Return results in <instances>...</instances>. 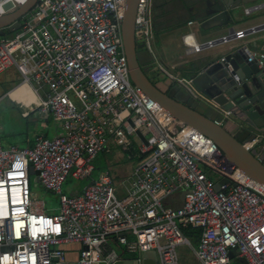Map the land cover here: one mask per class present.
I'll return each mask as SVG.
<instances>
[{
    "label": "built area",
    "instance_id": "2783aa9c",
    "mask_svg": "<svg viewBox=\"0 0 264 264\" xmlns=\"http://www.w3.org/2000/svg\"><path fill=\"white\" fill-rule=\"evenodd\" d=\"M24 1L0 0V14ZM153 1L138 0L134 20L136 40L151 52ZM125 3L36 0L12 35L0 34V73L10 66L19 71L32 95L26 113H51L61 126L51 137L35 134L31 144L0 142V264H114L123 258L110 239L137 260L142 251L154 249L160 264H183L176 250L180 244L192 249L198 264H230L234 247L244 264H264V184L229 159L211 137L132 82L121 32ZM261 7L264 0L248 3L243 11ZM259 25L231 27L201 41L188 30L182 41L186 52L200 51L244 37ZM247 55L264 65V51L248 49ZM158 67L191 95L202 96L191 76L162 63ZM131 133L135 140L128 138ZM255 140L245 146L262 158L264 143L256 146ZM110 141L126 148L138 143L136 164L120 179L125 194L117 195V178L109 169L78 192H61L69 173L91 174V160L109 151ZM204 166L220 177L214 180ZM30 168L41 185L60 193L57 211L33 196ZM223 177L226 181L215 188ZM171 197L178 202L165 205ZM183 225L199 228L195 244ZM69 242L79 246L71 261L64 248Z\"/></svg>",
    "mask_w": 264,
    "mask_h": 264
},
{
    "label": "water",
    "instance_id": "95a60500",
    "mask_svg": "<svg viewBox=\"0 0 264 264\" xmlns=\"http://www.w3.org/2000/svg\"><path fill=\"white\" fill-rule=\"evenodd\" d=\"M253 1L257 0H205L196 23L201 29L227 25L236 17L235 7ZM35 2L25 0L0 14V34L19 28L20 18ZM137 3L138 0H126L121 21L123 47L132 82L171 114L211 137L229 159L264 184V156L257 157L245 146V142L254 138V145L264 143V65L259 66L255 57L247 55L248 49L256 47L264 51V22L256 27L254 32L257 35L251 42L232 43L227 49L215 53L208 62L189 70L193 84L202 95L193 96L158 67V63H162L159 51L151 52L136 40L134 20ZM29 172H34L33 168ZM224 181L225 177L215 182V188ZM180 197H183V191ZM236 252L235 247L231 248L230 257ZM121 257L123 259L116 260L114 264H160L154 249L142 251L140 260L133 255Z\"/></svg>",
    "mask_w": 264,
    "mask_h": 264
},
{
    "label": "rangeland",
    "instance_id": "374dc122",
    "mask_svg": "<svg viewBox=\"0 0 264 264\" xmlns=\"http://www.w3.org/2000/svg\"><path fill=\"white\" fill-rule=\"evenodd\" d=\"M195 0H168L166 6L162 7L164 14H167L168 19H172L171 15L176 12L174 9H178L180 5H184L182 13L177 12L179 18L185 17L188 12H191L190 6L193 5ZM11 2L5 3V7H9ZM180 10V11H181ZM200 9L193 10L194 17L197 18ZM235 14H245L243 12V4L234 8ZM247 15V14H245ZM24 15L20 18L23 21ZM211 29V28H210ZM208 29H202L206 31ZM13 31H8L5 35H12ZM233 41H230V43ZM228 43L222 44L227 45ZM21 87V88H20ZM19 89L11 91L9 95L3 94L0 97V142L2 145H8L10 143H18L20 145H25L26 139L34 138L35 134L43 133L45 136L51 137L61 130L60 121L56 119L51 113L47 117L46 123H42L44 119L43 116L34 115L33 113H26L22 111L23 106L26 104L28 97L26 98L25 92H27L28 85L22 84ZM24 90V93L21 92ZM21 92V93H20ZM7 96V97H6ZM10 98H13L12 101ZM16 101V102H15ZM128 138L135 140L134 134H128ZM137 142L134 146L129 148L122 147L120 141H110L109 151H99L95 157L91 160L94 168L91 174L84 177H74L70 173L63 180L61 185V192L65 195H70L74 191H80L88 183L91 177H97L100 171L111 170L113 175H116L114 180V185L120 188L117 192L118 196L125 194V189L122 186L120 179L124 176H128L132 166L136 164L138 158ZM206 173L212 177L214 180L220 177V175L213 171L209 166H204ZM30 189L34 193L33 196L38 199H43L47 208H54L55 211L59 208L60 193L53 192L46 189L41 185L36 179V173H29ZM178 202V200H177ZM172 197L164 201L165 205H174L177 203ZM110 245L115 248V250L121 254L127 256L133 255L132 253L126 251L121 244H118L113 239H110ZM178 252L179 262L183 264H198L199 261L195 257L192 249L186 244H180L176 246ZM234 259L230 260V264H235ZM244 263V261H242Z\"/></svg>",
    "mask_w": 264,
    "mask_h": 264
},
{
    "label": "crops",
    "instance_id": "0c3cea01",
    "mask_svg": "<svg viewBox=\"0 0 264 264\" xmlns=\"http://www.w3.org/2000/svg\"><path fill=\"white\" fill-rule=\"evenodd\" d=\"M204 1L205 0H195V2L193 3V5H191V7H193V10L200 9L201 6L205 5L203 4ZM165 2L166 3L164 6L167 5L168 0H165ZM184 5L187 4L185 3ZM184 5H180L178 9H174L176 12H174L171 15L172 19H168L167 14L164 13L160 14L159 18L157 19L158 20V23L156 24L157 30L155 31L154 39L152 42L153 49L160 52V59L162 60V63L178 75L189 76L188 72L191 68H198V66H200L201 64L208 62L207 60L211 59V57L215 55V53L227 49L228 46L232 43L247 42V41L251 42L252 39L257 35L256 32H248L244 37L231 40L233 41L231 43L230 41H228L229 44L227 45H222L228 43V42H224V43L215 44L214 46L208 48H204L200 51L186 52L185 45L182 41V34L185 33L186 31L188 30L193 31L195 38L201 41L207 38H211L213 36L223 34L231 27L235 29L248 28L249 26L261 24L264 22V7H261L252 10L247 15L244 14L242 16L241 14H236L235 15L236 17H234L232 21L227 25L216 26L206 31H202V29L199 27V24L196 22L191 25L186 24V21L188 19L196 20L192 11L188 12L185 15V17L181 18L183 19L181 24L176 25L175 21L178 19L177 12H180L181 14L182 13L181 9L183 8ZM245 5L247 4H244L243 7ZM161 19L163 20L161 21ZM259 48L260 47H256L254 50H258ZM20 83H21V76L19 71L15 67L10 66L4 71H2L0 73V97L3 94L9 95L10 92L13 90L15 91L16 88L19 89L20 85H22ZM26 88H27V92L24 93V90H22L21 92L25 94L26 98L27 97L31 98L29 94V88L28 87ZM10 99L12 101L14 100L13 98ZM29 101L30 99H27L26 104L23 106L22 109L23 113L24 111L26 112V110L28 109L27 104H29ZM29 113L30 114L33 113L34 115H38L42 117V115L33 111L31 112L29 111ZM42 123H46V122L42 120ZM28 139L31 138L28 137L26 141ZM31 142L32 141L26 142L25 144ZM10 144H18V143H10ZM118 191H120V188L118 189ZM78 247H79L78 243L76 242L64 243V248L66 250V257L70 261L76 259L78 254ZM124 256L127 255L124 254ZM232 258L234 259L235 264L240 261H243L239 256L235 254L233 257H231V259Z\"/></svg>",
    "mask_w": 264,
    "mask_h": 264
},
{
    "label": "trees",
    "instance_id": "16d2710c",
    "mask_svg": "<svg viewBox=\"0 0 264 264\" xmlns=\"http://www.w3.org/2000/svg\"><path fill=\"white\" fill-rule=\"evenodd\" d=\"M165 0H154L153 1V14H154V32L157 30V26L156 24L158 23V18L160 16L162 12V7L165 5ZM166 19V18H165ZM178 19H179V16H178ZM176 20V25H179L182 23L183 19H179V20ZM163 19H161L162 21ZM167 20V19H166ZM49 116V113L48 114H45L43 116V120L44 121H47V117ZM33 140V138H31ZM31 139H28L26 142H30L32 141ZM28 144H31V143H28ZM181 229L182 231L191 239L192 243H196L197 240H198V236H199V228L197 227H193V226H190V225H183L181 226Z\"/></svg>",
    "mask_w": 264,
    "mask_h": 264
},
{
    "label": "flooded vegetation",
    "instance_id": "af4514ba",
    "mask_svg": "<svg viewBox=\"0 0 264 264\" xmlns=\"http://www.w3.org/2000/svg\"><path fill=\"white\" fill-rule=\"evenodd\" d=\"M204 2H205V1H204ZM203 4H204V3H203ZM203 4H202V5H203ZM201 7H203V6H201ZM192 9H193V7L190 6V10H192ZM194 9H195V8H194ZM200 9H201V8H200ZM192 11H193V10H192Z\"/></svg>",
    "mask_w": 264,
    "mask_h": 264
},
{
    "label": "bare ground",
    "instance_id": "6f19581e",
    "mask_svg": "<svg viewBox=\"0 0 264 264\" xmlns=\"http://www.w3.org/2000/svg\"><path fill=\"white\" fill-rule=\"evenodd\" d=\"M20 84H25V83H22V82H21ZM29 94H30V93H29ZM30 97H32V95H30Z\"/></svg>",
    "mask_w": 264,
    "mask_h": 264
}]
</instances>
